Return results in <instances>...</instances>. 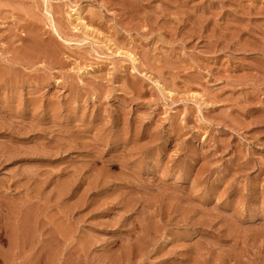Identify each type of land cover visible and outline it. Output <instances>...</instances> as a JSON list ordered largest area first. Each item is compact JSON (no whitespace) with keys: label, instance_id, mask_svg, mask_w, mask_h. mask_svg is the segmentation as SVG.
Segmentation results:
<instances>
[{"label":"rangeland","instance_id":"rangeland-1","mask_svg":"<svg viewBox=\"0 0 264 264\" xmlns=\"http://www.w3.org/2000/svg\"><path fill=\"white\" fill-rule=\"evenodd\" d=\"M0 264H264V0H0Z\"/></svg>","mask_w":264,"mask_h":264},{"label":"bare ground","instance_id":"bare-ground-1","mask_svg":"<svg viewBox=\"0 0 264 264\" xmlns=\"http://www.w3.org/2000/svg\"><path fill=\"white\" fill-rule=\"evenodd\" d=\"M79 16L81 17V14H80ZM79 16H78V17H79ZM78 17H77V18H78ZM80 17H79V18H80ZM80 19H81V18H80ZM82 20H83V19H82ZM77 21H78V20H77ZM84 21H86V20H84ZM81 22H82V21H81ZM84 23H85V22H84ZM84 26H85V25H84ZM86 26H87V25H86ZM89 27H90V26H88L87 28H89ZM48 47H49V46H48ZM5 70H7V69H5Z\"/></svg>","mask_w":264,"mask_h":264}]
</instances>
